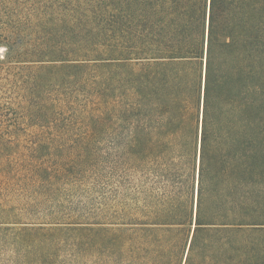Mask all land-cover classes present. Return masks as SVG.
<instances>
[{
  "label": "trees",
  "instance_id": "16d2710c",
  "mask_svg": "<svg viewBox=\"0 0 264 264\" xmlns=\"http://www.w3.org/2000/svg\"><path fill=\"white\" fill-rule=\"evenodd\" d=\"M0 45V264H264V0H0Z\"/></svg>",
  "mask_w": 264,
  "mask_h": 264
},
{
  "label": "rangeland",
  "instance_id": "374dc122",
  "mask_svg": "<svg viewBox=\"0 0 264 264\" xmlns=\"http://www.w3.org/2000/svg\"><path fill=\"white\" fill-rule=\"evenodd\" d=\"M5 54V48L3 46L0 45V58ZM7 99L5 98V96L0 95V109L6 107L7 105ZM1 112V111H0ZM2 114V113H0ZM4 115V114H2ZM35 140H29V138H25V137H21V138H16L15 141L13 142L14 146L17 145H21L22 146V150L24 149V146L26 144L31 145L32 142H34ZM102 145L104 147V151L107 155H110L114 153V146L111 145L110 140H105L102 142ZM33 146V145H31ZM26 151V150H25Z\"/></svg>",
  "mask_w": 264,
  "mask_h": 264
},
{
  "label": "water",
  "instance_id": "95a60500",
  "mask_svg": "<svg viewBox=\"0 0 264 264\" xmlns=\"http://www.w3.org/2000/svg\"><path fill=\"white\" fill-rule=\"evenodd\" d=\"M196 178H197V175H196ZM196 184H197V182H196Z\"/></svg>",
  "mask_w": 264,
  "mask_h": 264
}]
</instances>
